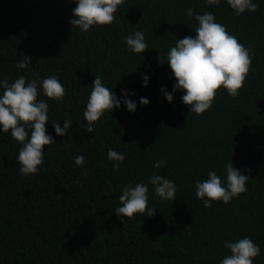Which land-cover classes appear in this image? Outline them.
Returning a JSON list of instances; mask_svg holds the SVG:
<instances>
[{
  "label": "trees",
  "instance_id": "1",
  "mask_svg": "<svg viewBox=\"0 0 264 264\" xmlns=\"http://www.w3.org/2000/svg\"><path fill=\"white\" fill-rule=\"evenodd\" d=\"M256 13L237 17L226 0H124L111 25L89 32L73 28L72 0H0V79L41 80L56 75L66 90L62 103L43 95L50 120L72 122L69 136L47 132L55 144L45 148L39 174L21 176L16 157L22 145L0 134V264H219L229 250L225 240L249 237L260 246L254 264H264V0ZM212 12L216 22L251 46L254 56L237 97L221 88L212 107L191 114L182 92L168 103L175 80L166 64L176 39L195 37L197 23L186 15ZM142 31L146 52L129 51L125 38ZM165 64H160L159 57ZM22 56L31 59L17 70ZM144 75L149 76L143 87ZM95 76L118 98L128 91L137 103L122 104L86 133L83 112ZM148 106L139 104L140 98ZM126 157L118 172L107 153ZM84 155L83 167L73 157ZM157 160L167 167L155 169ZM249 176L247 191L229 204L204 206L196 182L209 171L223 175L226 165ZM153 172L172 180L175 200H161L149 186L148 207L121 222L114 210L122 189L146 181Z\"/></svg>",
  "mask_w": 264,
  "mask_h": 264
},
{
  "label": "clouds",
  "instance_id": "2",
  "mask_svg": "<svg viewBox=\"0 0 264 264\" xmlns=\"http://www.w3.org/2000/svg\"><path fill=\"white\" fill-rule=\"evenodd\" d=\"M76 5L73 9L74 19L70 21L73 28L81 32H89L94 26L111 25L116 19L118 9L124 0H72ZM209 6H218L220 0H205ZM226 3L239 17L245 13H256L259 4L255 0H226ZM186 15L197 23L195 37L188 36L176 39L166 55V64L171 70L175 83L172 92L162 89L163 96L168 103L174 101V93L182 92V102L189 106L191 114L202 115L213 105L218 90L223 88L230 97H237L244 86L252 64L254 53L251 46L245 47L238 42V38L230 34L226 27L216 22L212 12L195 14L188 9ZM129 51L143 54L148 47L145 34L142 31L129 33L125 38ZM160 64H165L159 57ZM31 59L26 56L17 62V70H27ZM149 76L144 75L143 87H147ZM86 107L83 112L86 133L94 134V125L101 120L105 113L121 108L135 113L137 103L130 98L128 91H123L118 98L116 93L107 87L100 77L95 76L91 86ZM41 91L49 100L57 104L62 103L66 90L56 75H49L41 80L39 76L27 80L21 75L14 81L0 79V134H10V137L20 143L22 147L16 157L18 171L27 177L39 174L45 162V148L55 144L48 134L46 125L50 120V109L46 101L38 99ZM149 100L141 97L139 104L148 106ZM55 133L59 137L69 136L72 122L64 120L51 121ZM108 159L113 161V171L118 172L126 157L113 149L107 153ZM74 165L83 167L86 164L84 155L73 157ZM153 167L161 169L167 167L164 160H157ZM249 176L234 168L232 160L223 175L209 171L207 178L196 182V197L203 201L204 206L211 208L213 202L229 204L234 198L247 191ZM149 186L161 200L172 201L176 198L178 188L176 184L153 172L146 180L130 183L122 189L119 196L120 206L114 210L115 215L125 224V218L131 219L137 214L147 213L148 218L155 216L156 209L148 207ZM224 248L230 255L224 256L219 264H254L261 256V248L249 237L236 239L232 242L225 240Z\"/></svg>",
  "mask_w": 264,
  "mask_h": 264
}]
</instances>
